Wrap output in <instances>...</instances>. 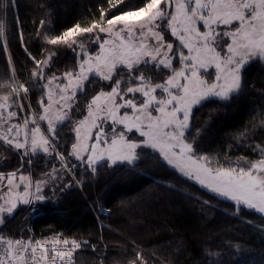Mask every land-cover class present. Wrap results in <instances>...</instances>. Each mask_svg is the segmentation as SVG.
I'll list each match as a JSON object with an SVG mask.
<instances>
[{"label": "snow or ice", "instance_id": "obj_1", "mask_svg": "<svg viewBox=\"0 0 264 264\" xmlns=\"http://www.w3.org/2000/svg\"><path fill=\"white\" fill-rule=\"evenodd\" d=\"M14 3L0 0V36ZM108 4L116 11L101 8L99 18L87 26L76 24L61 35L44 38L49 45L79 51L74 70L63 74L55 91L50 85L59 78L45 72L50 70L53 52L46 50L40 59L39 51L33 56L25 48L34 68L30 77L44 81L43 97L30 116L18 117L26 107L21 99L27 100L30 88L4 85L0 144L26 164L40 154L58 156L63 169L72 174L69 181H59L60 191L81 184L84 174H94L98 167H123L146 175L137 165L142 157H151L234 202L238 209L264 214V149L254 161L213 157L203 148L199 125L193 122L194 109L230 102L243 91L247 70L264 65V0H141L128 10L127 5L118 7L124 0H108ZM149 66L156 75L168 74L156 82L144 72ZM93 75L107 82L104 87L110 90L94 95L87 114L81 113L83 118L72 127L69 156L80 166L77 180V165L69 168L57 145L60 130L72 121L76 93ZM17 119L20 122L13 123ZM42 122H46L43 129ZM57 183L52 174L34 180L21 169L0 171V225L18 205L45 202V189L55 195ZM80 246L74 239L0 235V264H73V253ZM128 264L147 261L135 253Z\"/></svg>", "mask_w": 264, "mask_h": 264}, {"label": "trees", "instance_id": "obj_2", "mask_svg": "<svg viewBox=\"0 0 264 264\" xmlns=\"http://www.w3.org/2000/svg\"><path fill=\"white\" fill-rule=\"evenodd\" d=\"M140 3L124 0L118 7L127 5L128 10ZM101 8L116 11L110 9L108 0H15L5 34L0 36V88L10 82L6 80L10 64L20 81L30 86L34 68L25 48L33 56L39 51L38 58L43 59L50 47L45 37L61 35L76 24L87 26L99 18ZM75 61V56L61 48L52 71H73ZM245 79L243 91L230 102L208 104L194 112L203 148L213 157L222 154L231 161L240 157L254 161L262 154L264 65L250 67ZM92 93L89 91L86 99ZM28 98L36 109L35 95ZM83 103L86 109L88 102ZM68 125L60 130L63 137L57 147L69 168L77 165L76 179L80 180V166L69 156L74 135ZM44 158L29 166L11 152L0 161V171L22 167L37 180L54 166H61L58 156L51 157L50 163ZM137 169L147 174L138 175L123 167H98L96 173L84 174L81 184L64 191L59 190L62 184H57L55 195L45 189V202L19 208L0 227V235L74 239L81 248L73 264H128L135 253L147 264H264V216L238 209L158 159L142 157ZM70 179L67 174L66 181ZM32 208H38L37 216L31 215ZM114 232H121L125 240Z\"/></svg>", "mask_w": 264, "mask_h": 264}, {"label": "rangeland", "instance_id": "obj_3", "mask_svg": "<svg viewBox=\"0 0 264 264\" xmlns=\"http://www.w3.org/2000/svg\"><path fill=\"white\" fill-rule=\"evenodd\" d=\"M85 44H86V46H88V47H91L92 45H91V41H85ZM61 48H66L67 49V51L70 53V54H72L73 56H75L76 58H77V60H78V55H79V51L77 50V52L76 53H74L70 48H68L67 46H64V45H59V46H52V45H50V47L47 49V50H51L52 52H53V59H52V63H51V65H50V70L49 69H46L45 70V72H46V75H48V76H51V75H55L57 78H59V79H57L56 81H54L53 82V84L52 85H50V87H52L53 88V90L55 91V85H56V83H59V80L60 79H62L63 78V74L65 73H59L58 71H55V72H53L52 70H55V69H53L54 67H53V64L56 62V60H57V58H58V50H60ZM64 51H66L65 49H63ZM75 63H76V61H75ZM74 63V64H75ZM73 64V65H74ZM11 66H10V76H8V78L6 79L7 81H10V82H7L6 80L4 81V82H7V84L8 83H19V84H23L21 81H20V79H19V77L17 76V74H16V71H15V68H14V66L12 65V64H10ZM174 66H176L175 65V63H174ZM13 69H14V73H13ZM144 72H145V74L146 75H148V76H150L152 79H154L156 82H160L161 81V77H166L167 76V72L165 71V72H162V73H160L159 75H156L155 73H153L152 72V69H151V67L149 66L148 68H145L144 69ZM13 75L15 76V79L13 80L12 79V77H13ZM122 76L124 75L123 73L121 74ZM41 83H44V81H40L39 83H37V82H35V78H33V81H32V83H31V85L30 86H28L29 88H30V91H29V94H28V96L29 95H31V94H33V95H35V99L37 100V103L41 100V98L43 97V92H42V90H41V87H40V84ZM107 82H104V81H102L99 77H97V76H90L89 77V79H88V81H85L84 82V85H83V91L81 92V91H78L77 93H76V97H75V101H74V103H73V109H74V111L72 112V121H71V123H69L70 125H68L69 127H70V130L72 131V127L74 126V124H75V122L77 121L76 120V118H79V117H81L82 115H81V113H83L84 115H86L87 114V106H86V109H83L84 107V101H86V102H90L91 101V99H92V97L94 96V95H96L100 90H104V91H108V90H110V89H108V88H105L104 87V84H106ZM3 85H5V83H3ZM0 89H2V90H0V94H4V92H3V88H0ZM97 89H99V90H97ZM97 90V91H96ZM46 91V90H45ZM89 91H91V92H93L92 93V95L89 97V99H86V97H85V95H88V93H89ZM45 98V100H46V97H44ZM21 102L22 103H25L26 104V107L21 111V112H18V117L19 116H23V115H25V114H27V115H31V112L32 111H35V109H33L32 107H31V105H30V107H28L27 105H29L30 104V101H29V98H27V100L25 101L23 98L21 99ZM36 102V101H35ZM37 103H36V105H37ZM88 103H87V105H88ZM83 105V106H82ZM10 110H14V109H10ZM84 110V111H83ZM194 112H195V109H194ZM16 122H20L19 121V119H17V120H14L13 121V123H16ZM41 127H42V129L44 128V127H46V122H42V124H41ZM63 134V133H62ZM72 134L74 135V132H72ZM59 136L60 137H63V135H61L60 134V132H59ZM3 145V144H2ZM1 144H0V161L2 160V158L3 157H6L9 153H11V152H9L6 148H4L3 146H2ZM45 154H40V155H37L33 160H32V163L31 164H33L34 162H36L37 160H38V158L39 157H43ZM10 156H12V155H10ZM51 157L52 156H48V155H45V158L43 159L46 163H50V160H51ZM40 159H42V158H40ZM75 159V158H74ZM58 160H59V158H58ZM48 161V162H47ZM68 164V163H67ZM28 165V164H27ZM29 166H31L30 164H29ZM62 166V165H61ZM61 166H54V169H55V172L52 170L51 172H49V173H47L46 175H44L43 176V178H40V179H48V174H52V179L53 180H57L58 181V183L57 184H60L59 183V181H66V175L68 174V175H72L71 173H67L64 169H63V167H61ZM171 167V166H170ZM172 168V167H171ZM24 174L25 175H27V174H29V173H26V172H24ZM184 178H186V177H184ZM186 179H188V178H186ZM189 181H191V182H193V183H195V184H197L198 186H200L198 183H196L195 181H193V180H190V179H188ZM201 187V186H200ZM203 188V187H202ZM203 189H205L206 191H208L209 193H211V194H213V195H215V196H217L216 194H214V193H212V192H210L208 189H206V188H203ZM4 191H6V188H4ZM3 195V191H0V196H2ZM218 198H220V199H223V200H226L224 197H222V196H217ZM228 201V200H227ZM231 202V201H230ZM234 203V202H233ZM22 206H24V205H18V207H17V209H16V211L19 209V208H21ZM15 211V212H16ZM253 211H255V210H253ZM256 213H258V214H260V215H262V216H264V214H261V213H259V212H257V211H255ZM103 213H106V211H103ZM15 214V213H14ZM31 215H33V216H37V213L36 212H33L32 211V213H31ZM9 217H11V216H9ZM9 217H7L6 219H8ZM6 221V220H5ZM2 225H0V227H1ZM116 235H118L121 239H123V240H125V238L123 237V234L120 232V234H119V232L117 233V232H114ZM53 238H56V237H53ZM53 238H50V239H44V240H51V239H53ZM60 238V237H59ZM62 239V238H61ZM80 248H81V246H80ZM80 248L79 249H76L75 250V252L73 253V262H74V259H75V256H76V254H77V252L78 251H80Z\"/></svg>", "mask_w": 264, "mask_h": 264}, {"label": "water", "instance_id": "obj_4", "mask_svg": "<svg viewBox=\"0 0 264 264\" xmlns=\"http://www.w3.org/2000/svg\"><path fill=\"white\" fill-rule=\"evenodd\" d=\"M20 169H22V167Z\"/></svg>", "mask_w": 264, "mask_h": 264}]
</instances>
